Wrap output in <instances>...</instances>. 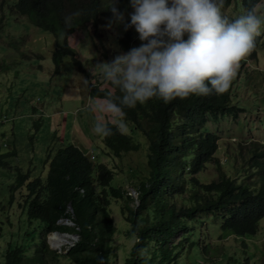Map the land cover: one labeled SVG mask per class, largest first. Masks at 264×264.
Returning <instances> with one entry per match:
<instances>
[{"label": "trees", "instance_id": "1", "mask_svg": "<svg viewBox=\"0 0 264 264\" xmlns=\"http://www.w3.org/2000/svg\"><path fill=\"white\" fill-rule=\"evenodd\" d=\"M257 1L224 0L222 8L232 3L237 9L246 10ZM109 4L110 0L12 2L13 9L26 15L33 24L54 36H63L51 53L56 73L67 56L81 70L76 49L67 43V38L78 29L86 28L89 22L97 24L98 20H107L111 16ZM117 8L125 13L132 10L128 0H119ZM66 16H71L68 26ZM128 19L125 16V22ZM117 26L120 47H113L110 52L105 48L104 57L112 58L119 54V49L126 52L141 43L133 27L125 30L122 24ZM261 40V36L255 37L250 58L254 57ZM237 71L241 75L236 85L229 84L220 94H190L167 103L153 97L143 104L125 107L126 130L120 132L113 127L111 135L101 137L96 149L99 155L94 160L86 150L72 143L59 147L49 160L52 170L46 181L29 182V193L21 204L29 221L41 222L40 240L35 241L31 235L22 243H9L3 264H48L55 257H67L68 264H116L112 240L116 232L134 240L129 250L121 254L119 264H205L200 263V258L210 250V244L202 241L215 238L207 231L209 224L216 227L219 237L236 236L240 242L257 239L259 221L264 217V151L259 161H255L253 173L240 168L226 169L216 157L218 135L223 132L219 128L223 126L221 118L231 109L233 92L237 93L244 82L252 86L256 84H251L252 80L264 77V70L256 68L249 74L243 62ZM83 72L90 87L89 97L102 96L101 89L111 87L100 75L94 76L92 82V71ZM209 122L214 124L213 128ZM135 134L137 138L140 134L145 138L146 154L144 163L129 166L128 189L113 183L114 161L123 153L140 149L141 142ZM9 154H0V166L5 165L3 158ZM209 166L214 177L205 180L204 172ZM25 178L26 175L16 173L10 185L11 200ZM131 189L136 196L131 194ZM67 204H70L68 210ZM111 204L116 208V217ZM59 215L70 217L75 226L57 225ZM54 229L78 234V239L64 254L49 249L46 243L45 233ZM255 233L256 237H248ZM241 249L242 252L233 256L224 254V264H245L249 256L245 255L244 246Z\"/></svg>", "mask_w": 264, "mask_h": 264}, {"label": "rangeland", "instance_id": "2", "mask_svg": "<svg viewBox=\"0 0 264 264\" xmlns=\"http://www.w3.org/2000/svg\"><path fill=\"white\" fill-rule=\"evenodd\" d=\"M13 1L3 0L0 4V153L15 149V154L9 157V165L0 166V264H3L4 252L9 243L16 241L22 243L26 237L31 235L38 242L41 236L40 221H29L25 208L18 207V202H21L18 193H13L15 197L13 200L10 198L12 193L10 185L14 182L16 173L18 171L26 173L29 170L31 178L38 176L45 170L43 159L45 155L47 157L46 153L51 151L53 154L57 148L70 144L68 138L75 137L76 132L81 134L84 141L82 145L88 150L95 149V155H99V151L96 149L101 137L92 131L95 117L92 112L84 108L87 101L84 100L82 103L78 99L80 93L85 91L84 94H88L89 85L87 86L83 70L88 73L92 71L91 81H93V77L99 75L98 69L94 71L95 64L102 60H111V58L103 56V53L106 52L105 48H108L107 52H110L113 47H120L116 39L120 35L119 26L114 25L111 29L102 27L107 23V20H98L97 24L89 22L86 28L75 31L67 40V43L76 49L77 57L82 64V71L74 67L72 59L67 56L61 62L60 72L54 74L51 53L56 49V38L52 32L36 26L27 17L13 13L10 9ZM260 12L263 13L264 8ZM127 14L128 12L125 13V16H128ZM259 35L263 37V40L257 46L256 57H248L250 51L242 58L246 60L243 67L249 74L255 68L264 70V30ZM61 38L59 37L60 40H62ZM118 52L125 51L119 49ZM254 82L256 84H252ZM251 84L252 86L249 84L246 86L244 82L234 98V101L246 108L247 120L246 122L228 124L227 127L230 128L229 131H226L228 136L235 135L241 138L254 132L255 125L252 117L259 107H264V77L261 80L260 78L252 80ZM70 104H78V106L81 104L82 108L79 107L76 110L78 117L71 120L69 127L66 124V131L65 129L58 130L54 133V119H59L61 109ZM76 111L73 113L75 114ZM53 113L55 114L52 117V123H50ZM62 121L64 122L63 119ZM65 121L67 122V117ZM208 124L212 128L214 127L212 122ZM219 128L223 132L219 134L221 148L218 155L221 161H224L226 152L230 151V145L226 147L229 144V139L225 134V126H219ZM259 131L261 132L259 133ZM259 131H255V135H259L261 138L264 132ZM60 133H62V140L58 139ZM135 136L137 141L141 142L140 149L123 153L115 161L113 160L114 166H116L113 183L128 189H130L129 166L132 168L144 163L143 157L146 154L145 138L141 134L138 138L137 134ZM246 144L247 140H241V150ZM235 151L236 147L232 146V157H235ZM104 160L106 159H102V161ZM205 174L207 179L212 177V167L207 168ZM22 192V194H26L24 188ZM112 213L115 217L117 216L115 207H112ZM259 229L260 234L257 239H246L240 242L236 236L219 237L216 227L209 224L207 231L215 235V238L202 241L211 244L210 256L207 258L220 260L224 258V254L233 256V253L242 252L241 247L244 246L245 255L250 256L245 264H264V219L260 222ZM60 233L62 232H58V235ZM248 237L254 238L256 233ZM63 238L65 240L60 239L57 232L53 233L52 231L45 236L50 248L57 252H65L77 240L78 234L75 233V237ZM112 240L114 251L117 253L114 261L119 264L120 258H122L121 254L129 250L134 240L133 237L118 232L113 235ZM49 241L55 245L61 244V246L55 248ZM200 261H206V258L203 257ZM48 264H68V259L67 257H55Z\"/></svg>", "mask_w": 264, "mask_h": 264}, {"label": "clouds", "instance_id": "3", "mask_svg": "<svg viewBox=\"0 0 264 264\" xmlns=\"http://www.w3.org/2000/svg\"><path fill=\"white\" fill-rule=\"evenodd\" d=\"M2 1H0V4ZM118 2L119 0H110L107 8L110 10L111 16L107 18V23L102 27L111 29L114 25L122 24L123 28L127 30L131 26L138 34L137 38L141 43L138 46L130 47L126 52L114 55L111 60H102L95 64L102 80L111 86L108 89H101L103 91L102 96L89 97L88 94H85L87 102L84 108L94 113L93 116L95 117L92 131L100 137L111 135L113 127L117 131H125V112L123 109L134 107L137 103L143 104L150 98L155 97L167 103L175 97L184 98L190 94L207 96L212 93H223L229 87V84L234 85L240 77L241 73L236 72L239 63L243 62L244 64L246 60L242 58L250 51L251 56L254 52L255 37L264 30V12H260L264 8V0L257 1L253 7L246 10L243 7L237 9L232 3L222 8L224 0H128V5L132 10H129L130 12L127 14L129 17L127 22H125L124 10L117 8ZM10 9L16 15L27 17L24 14L17 13L13 9V5ZM70 19L71 16L65 17L66 26L69 25ZM54 37L57 42L62 41L59 37L63 39L61 35ZM261 38L263 40L262 36ZM258 44L255 49H257ZM255 57L256 52L252 58ZM241 87L242 85L239 89ZM89 89L90 87H88V91ZM239 89L237 93L233 92L234 96L230 102L232 104L231 109L221 118V122L226 128L225 134L226 131L230 130L227 127L228 124L240 121L246 122L247 120L246 108L234 101ZM114 90L118 91L119 95ZM81 104L75 106L74 111L78 110L79 107L82 108ZM263 112L264 107H259L256 110V116L252 117L255 125L254 132L250 133L249 136L238 138L235 135L228 136L226 134L229 139V144L226 147L230 145V151L226 152L224 161H221L218 155L221 148L219 137L216 157L222 167L226 169L240 168L248 170L250 173L255 172L253 169L255 161H259L264 151V135L261 138H259V135H255V131L262 130L264 132ZM73 117H78L77 111L75 114L73 113ZM86 117L88 119L87 114ZM65 118L60 116L59 119H55L53 123L54 133L58 130H67ZM50 123H52V120ZM70 123L71 121H67L68 127ZM80 138L81 134L76 132L75 137L68 138V140L74 146L86 150L90 159L94 160L95 149L88 150L87 147L82 145L84 141ZM58 139L62 140V133H60ZM243 139L247 140V144L241 150V140ZM232 146L236 147L235 157L231 155ZM56 150L53 151V154L56 153ZM7 153L10 154L3 158L6 163L1 167L9 165V157L15 154V149L0 154ZM46 154V159H43L45 170L38 176L31 178L29 170L26 173L18 171L26 175L22 186L15 190L19 195V199H21L19 207H23L21 204L25 195L29 193L27 184L35 179H41L45 182L49 170H52L49 160L53 154L51 151ZM262 159H264V156ZM213 177L212 168V177L205 178V180H210ZM23 188L26 190L25 195L22 194ZM132 191H134V194ZM131 194L136 196L135 190L131 189ZM69 208L70 204H67L66 210ZM263 219L259 221L258 228H260V222ZM55 223L69 228L75 226L70 217L60 215ZM51 231L53 233H67L75 237L74 232L56 229L47 231L45 236ZM41 233H43L42 229ZM208 243L210 244V242ZM49 249L57 252L50 247ZM66 251L58 253L64 254ZM210 252L203 254L200 259L204 257L206 261H200V263L224 264L223 258L220 259L221 261L208 259Z\"/></svg>", "mask_w": 264, "mask_h": 264}, {"label": "crops", "instance_id": "4", "mask_svg": "<svg viewBox=\"0 0 264 264\" xmlns=\"http://www.w3.org/2000/svg\"><path fill=\"white\" fill-rule=\"evenodd\" d=\"M78 99H80L81 102H83L84 100L87 101V98H86L84 92L79 94ZM77 105H78V104H70V105H67V106L63 107V108H62V114H61L60 116L67 117V121H68V122L71 121V120H73V119H74V117H73L74 108H75V106H77ZM76 109H77V108H76ZM93 114H94V113H93ZM51 118H52V117H51ZM51 120H52V119H51ZM51 120H50V121H51ZM54 122H55V119H54ZM65 124H67V122H65ZM80 139L82 140V138H80Z\"/></svg>", "mask_w": 264, "mask_h": 264}, {"label": "bare ground", "instance_id": "5", "mask_svg": "<svg viewBox=\"0 0 264 264\" xmlns=\"http://www.w3.org/2000/svg\"><path fill=\"white\" fill-rule=\"evenodd\" d=\"M51 235V234H50ZM57 236H59L60 237V239H64L63 237H72V235H70V234H67V233H60V235H58V233H57ZM58 239V238H57ZM56 239V240H57ZM65 240V239H64ZM55 241V240H54ZM61 241H63V240H61ZM56 242V241H55ZM65 242V241H64ZM49 243L51 244V246H53V247H55V248H58V247H60L61 246V244L60 245H55V244H53V242H50L49 241Z\"/></svg>", "mask_w": 264, "mask_h": 264}, {"label": "water", "instance_id": "6", "mask_svg": "<svg viewBox=\"0 0 264 264\" xmlns=\"http://www.w3.org/2000/svg\"><path fill=\"white\" fill-rule=\"evenodd\" d=\"M132 193L134 194V191H132Z\"/></svg>", "mask_w": 264, "mask_h": 264}]
</instances>
